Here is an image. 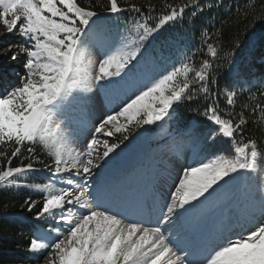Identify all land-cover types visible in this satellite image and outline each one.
<instances>
[{"label": "snow or ice", "instance_id": "6c2138e0", "mask_svg": "<svg viewBox=\"0 0 264 264\" xmlns=\"http://www.w3.org/2000/svg\"><path fill=\"white\" fill-rule=\"evenodd\" d=\"M221 6L218 0H161L159 6L0 0V57L20 65L14 83L0 92V189L40 195L22 205L34 212V222L47 225L26 248L36 264H264V138L250 135L251 117L264 123V91L236 111L239 74L223 89L214 75L222 52L218 30L200 26V46L171 62L147 55L148 42L167 28L196 29L206 11ZM97 8L124 21L102 40ZM255 19L264 20V6ZM197 54L204 57L198 64ZM231 55L224 53L226 60ZM141 64H151L152 74L112 112L90 119L94 89H107ZM182 105H195L191 110L203 117L205 158L183 167L173 190L151 204L107 186L103 170L133 130L164 129ZM190 134L178 132L172 147ZM241 179L238 215L204 235L198 221L237 198L232 189Z\"/></svg>", "mask_w": 264, "mask_h": 264}, {"label": "trees", "instance_id": "16d2710c", "mask_svg": "<svg viewBox=\"0 0 264 264\" xmlns=\"http://www.w3.org/2000/svg\"><path fill=\"white\" fill-rule=\"evenodd\" d=\"M79 2L85 4L86 0H79ZM106 2L107 0H99L100 4ZM135 2L145 3L146 0H135ZM151 2L159 6L161 0H151ZM218 2L222 6L206 11L204 17L196 21V29L189 27L187 23L175 24L164 30L154 40H150L146 46L147 55L160 61L161 64L164 62L161 60L162 57L171 62L180 58L178 53L182 54L186 50L195 52L200 46V26L213 33L218 30L221 33L222 52L221 57L214 61V75L219 82V88L223 89L234 74H239L240 78L236 81L235 90L237 92L236 111H240L241 106L248 102L250 95L254 94L259 99V93L264 91L261 87L264 85V20H253V16L258 15L262 10L264 0H218ZM252 5H255L254 9ZM97 11L101 12V19L96 25L98 40H102L104 34L116 23L121 25L124 23L123 19L116 21L113 17L105 16L100 8H97ZM246 11L247 18H245ZM229 51L232 55L226 60L224 53ZM203 58L197 54L195 57L197 64ZM19 67V64H10L0 57V92L14 83L16 77L13 69L17 70ZM223 99L221 96V107L224 106ZM191 107L195 105H182L178 108L174 119L168 121L164 129L159 127L154 138L170 151H175L181 145L189 146L193 154L203 159L206 153L199 142V136L205 130L203 117L192 111ZM250 119L254 121L250 124L252 138L257 140L264 138V123L256 117ZM186 129H191V134L185 136L182 143L172 147L173 138L178 132ZM24 155L27 153L25 152ZM41 158L46 159L43 155ZM19 163L20 161L16 160L13 166ZM38 167L42 166L38 165ZM29 197L34 200L40 199L39 194L28 190L0 189V264H36V261L26 253V248L37 228L46 229L47 225L34 222V212L29 213L26 207H22Z\"/></svg>", "mask_w": 264, "mask_h": 264}, {"label": "rangeland", "instance_id": "374dc122", "mask_svg": "<svg viewBox=\"0 0 264 264\" xmlns=\"http://www.w3.org/2000/svg\"><path fill=\"white\" fill-rule=\"evenodd\" d=\"M3 31H4L3 27L0 26V32H3ZM19 68L17 70H19ZM94 91L96 92L97 95L94 96L93 98V103L91 107V115L89 117L90 119H94L96 116L100 114L101 111H103L104 113L112 112L114 109H116L121 104L123 100L127 99L128 96L132 94L131 92H129L123 95H118V97H112L111 95H108V96L104 95L102 92H100L99 88L94 89ZM151 127L152 126H145L144 129H140L138 132L136 130H133L129 141H126L125 145H122L121 150H118L120 155L116 157L114 160L110 161L111 163H109V166L103 170V174H108V169L113 167L112 162H114L115 160L117 159L120 160L122 157L128 155L129 157H125L122 160V163H123L122 166L126 167V165H128L129 159L132 158V156L136 155L138 156V160H137L138 163L136 164L139 166L143 162L146 166L143 169V172L147 173V175L149 176L152 175L155 179H160L161 184L166 186L163 188L164 194L168 195L170 191L173 190L172 185L176 181L177 175L182 174L183 167L188 166V165H194L197 161L196 159H193L195 161L192 160V161L186 162V158H187L185 156L186 151L182 152V154L179 156L173 155V154H171L170 156H165V153H162V151L157 148L151 149L150 151H147L144 148H142V146L147 145V144H145L144 142L142 145L141 141L144 140L145 135L148 133V130ZM90 128H91V124L88 125V129ZM87 135H88V131L85 130L83 133V136H87ZM83 136L81 137V139H83ZM101 138L103 139V137ZM73 147H79V145H73ZM131 170L134 171L133 169ZM244 187H245V182L242 179L239 180L236 183V185H234L232 191L237 193V198L232 199L231 205L234 206L233 214L230 212H226L225 210H222L223 206H227V203H226L227 200H224L223 204L219 208L220 212L217 213L214 216V219H212L210 222L211 223L210 225H213V229L216 230L218 228V223L221 220V218L224 217L223 215L227 214L225 218L227 216L228 217L231 216L232 218L238 215L239 209L242 207V203H241L242 195L241 194L244 191ZM166 188H168L169 191H167ZM212 213H213V209H212ZM212 213H208L206 215V218H211L213 216ZM225 218L224 220H228ZM201 221H203V218L201 219Z\"/></svg>", "mask_w": 264, "mask_h": 264}]
</instances>
